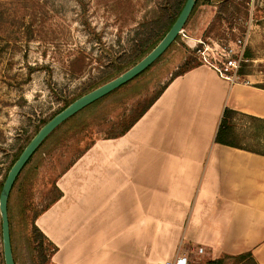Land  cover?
Masks as SVG:
<instances>
[{
	"label": "crops",
	"instance_id": "0c3cea01",
	"mask_svg": "<svg viewBox=\"0 0 264 264\" xmlns=\"http://www.w3.org/2000/svg\"><path fill=\"white\" fill-rule=\"evenodd\" d=\"M249 79L230 83L199 64L170 79L123 135L93 141L34 221L53 248L50 264H161L176 255L203 264L248 253L264 264V151L215 142L226 109L237 114L241 146L251 131L261 142L249 118L264 123V90Z\"/></svg>",
	"mask_w": 264,
	"mask_h": 264
},
{
	"label": "rangeland",
	"instance_id": "374dc122",
	"mask_svg": "<svg viewBox=\"0 0 264 264\" xmlns=\"http://www.w3.org/2000/svg\"><path fill=\"white\" fill-rule=\"evenodd\" d=\"M173 1L0 0V186L44 121L153 44ZM208 1L188 17L185 35L214 49L248 31L244 71L264 86V0ZM185 41L178 35L145 72L77 113L37 149L7 204L15 264H50L51 246L31 223L57 199V178L93 141L117 137L170 79L199 63L203 45ZM249 123L264 133V125ZM251 132L244 147L263 152L264 135L260 142Z\"/></svg>",
	"mask_w": 264,
	"mask_h": 264
},
{
	"label": "water",
	"instance_id": "95a60500",
	"mask_svg": "<svg viewBox=\"0 0 264 264\" xmlns=\"http://www.w3.org/2000/svg\"><path fill=\"white\" fill-rule=\"evenodd\" d=\"M195 2L196 0L185 1L180 13L178 14L170 29L167 31L161 41L155 46V48L151 52H149L142 60H140L137 64H135L133 67H131L115 79L92 90L91 92L81 96L80 98L72 102L69 106L56 114L44 126H42L23 149L17 160L7 172L0 190V228L3 264H14L9 234L7 201L11 188L27 161L35 153L42 142L66 120L73 117L78 112L92 105L98 100L106 97L111 92L124 86L133 78L149 68L170 47V45L179 35L193 9Z\"/></svg>",
	"mask_w": 264,
	"mask_h": 264
},
{
	"label": "trees",
	"instance_id": "16d2710c",
	"mask_svg": "<svg viewBox=\"0 0 264 264\" xmlns=\"http://www.w3.org/2000/svg\"><path fill=\"white\" fill-rule=\"evenodd\" d=\"M185 1L186 0H175V1H173V2H171L172 4H171V7L174 9V11H173V13H172V15L171 16H169V19H168V23H167V25L165 26V29L162 31V32H160L159 33V35L157 36V38L154 40V42H153V44L151 45V46H149L146 50H144V51H141V52H139V54L136 56L137 58H135V59H133L131 62H129V63H127L125 66H124V68H122V69H119V70H116L115 71V74H113V75H109V77H107V78H105V79H102L99 83H96L93 87H91V89L90 90H88L85 94H87V93H89V92H91L92 90H94V89H96V88H98V87H100V86H102V85H104V84H106L107 82H109V81H111V80H113V79H115L116 77H118L119 75H121L122 73H124L125 71H127L128 69H130L131 67H133L135 64H137L140 60H142L149 52H151L154 48H155V46L161 41V39L164 37V35L167 33V31L170 29V27L172 26V24L174 23V21H175V19L177 18V16H178V14L180 13V11H181V9H182V7H183V5H184V3H185ZM202 0H196V2H195V4H194V6H193V9H192V11H191V13H190V15L189 16H191V14H192V12L195 10V8L199 5V3L201 2ZM206 2H204L203 3V5H208L209 4V1L208 0H205ZM168 3H169V0H168ZM177 38V37H176ZM176 40V39H175ZM175 40H174V42H175ZM244 57L245 58H249V55H248V53L247 52H245L244 53ZM199 65V63H196L195 65H193V66H191V67H189V68H187V69H185L184 71H186V70H188V69H190V68H192V67H194V66H198ZM244 67H245V64H243V65H241L240 66V69L238 70V75L239 76H246V75H248L245 71H244ZM148 69V68H147ZM146 69V70H147ZM145 70V71H146ZM144 71V72H145ZM184 71H182V72H184ZM143 73V72H142ZM141 73V74H142ZM141 74H139V75H141ZM138 75V76H139ZM178 75V74H177ZM138 76H136V77H138ZM176 76V75H175ZM174 76V77H175ZM135 77V78H136ZM135 78H133L132 80H134ZM131 80V81H132ZM130 82V81H129ZM128 82V83H129ZM126 85V84H125ZM165 86L166 85H164L161 89H160V91L151 99V101L144 107V109L127 125V126H125L124 128H123V130L118 134V136H121V135H123L141 116H142V114L152 105V103L159 97V95L162 93V91H163V89L165 88ZM123 87V86H122ZM121 88V87H120ZM258 88H260V89H263L264 90V86H258ZM119 89V88H118ZM116 91V90H115ZM114 92V91H113ZM112 93V92H111ZM110 93V94H111ZM84 95V94H83ZM83 95H81V96H83ZM80 96V97H81ZM108 96V95H107ZM80 97H78V98H80ZM77 98V99H78ZM77 99H75V100H77ZM75 100H72V101H70V102H68V103H66L62 108H61V110H59V111H57V113H55V115L56 114H58L59 112H61L62 110H64L67 106H69L72 102H74ZM82 111V110H81ZM79 113V112H78ZM54 115V116H55ZM236 113L235 112H233V111H230V110H224V112H223V114H222V117H221V120H220V124H219V128H218V131H217V133H216V136H215V142L216 143H218V144H221V145H225V146H229V147H233V148H236V149H241V150H246V151H249V149H247V148H245L244 146H241L240 145V143H238V139H237V136L235 135V133H234V122H233V120H234V118L236 117ZM75 116V115H74ZM73 116V117H74ZM72 118V117H71ZM71 118H69L68 120H70ZM250 120H252V121H255L256 123H258V124H264L262 121H259V120H255V119H252V118H249ZM68 120H66L65 122H67ZM48 121H44L43 123H42V126H44L46 123H47ZM64 122V123H65ZM63 123V124H64ZM63 124H61V125H63ZM60 125V126H61ZM59 126V127H60ZM57 129V128H56ZM55 129V130H56ZM54 130V131H55ZM53 131V132H54ZM52 132V133H53ZM51 133V134H52ZM50 134V135H51ZM49 135V136H50ZM48 136V137H49ZM47 137V138H48ZM46 138V139H47ZM45 139V140H46ZM44 140V141H45ZM44 141L42 142V144L44 143ZM41 144V145H42ZM40 145V146H41ZM39 146V147H40ZM38 147V148H39ZM37 151V150H36ZM35 151V152H36ZM22 152V151H21ZM21 152L15 157V160L13 161V163L11 164V167H12V165L14 164V162L17 160V158L19 157V155L21 154ZM34 155V154H33ZM32 155V156H33ZM262 155L264 156V152L262 153ZM31 156V157H32ZM31 157H30V159H31ZM30 159L27 161V163L30 161ZM27 163L25 164V166L27 165ZM24 166V167H25ZM10 167V168H11ZM23 167V168H24ZM9 168V169H10ZM22 171V170H21ZM20 174V173H19ZM7 175V174H6ZM19 176V175H18ZM18 176H17V178H18ZM6 177V176H5ZM17 178H16V180H17ZM16 180H15V182H14V184H13V186H12V188H11V191H12V189H13V187H14V185H15V183H16ZM3 184V183H2ZM2 184H1V186H2ZM1 186H0V190H1ZM11 191H10V193H11ZM9 196H10V194H9ZM59 196H60V194H58V197H57V199L59 198ZM8 199H9V197H8ZM7 204H8V201H7ZM39 216V214L34 218V221H35V219L37 218ZM31 227H32V231H33V233L35 234H38V236H40V238L42 239V240H44V241H46L45 239H44V237L39 233V231L36 229V227L34 226V222L33 223H31ZM10 234V233H9ZM10 242H11V240H10ZM50 245V244H49ZM51 246V245H50ZM11 251H12V248H11ZM53 251V248H52V246H51V252ZM12 256H13V253H12ZM234 260V261H237V262H242V261H247L245 264H255V262L253 261V259H252V257H251V255L248 253V254H243V255H240V256H238V257H227V256H225V257H222V258H220V259H217V260H213V261H208L206 264H223L224 262H225V260ZM14 260V259H13ZM15 264V263H14Z\"/></svg>",
	"mask_w": 264,
	"mask_h": 264
},
{
	"label": "built area",
	"instance_id": "2783aa9c",
	"mask_svg": "<svg viewBox=\"0 0 264 264\" xmlns=\"http://www.w3.org/2000/svg\"><path fill=\"white\" fill-rule=\"evenodd\" d=\"M179 36L182 40L187 42H193V46L203 45V49L200 51L199 64L206 65L212 68L222 79L233 83L238 79V70L241 64L246 61L244 53L248 45L249 32L246 31L242 36L235 40L234 44H227L225 46H215L214 49H210L208 46L199 40L189 39L185 35V31L181 30ZM185 41V42H186ZM201 250H198V254ZM161 264H189L188 259L183 255H176L171 261L163 262Z\"/></svg>",
	"mask_w": 264,
	"mask_h": 264
}]
</instances>
